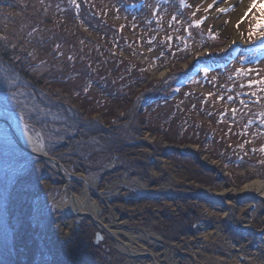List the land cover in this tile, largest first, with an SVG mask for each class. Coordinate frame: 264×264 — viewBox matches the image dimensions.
Wrapping results in <instances>:
<instances>
[{
    "label": "rangeland",
    "instance_id": "rangeland-1",
    "mask_svg": "<svg viewBox=\"0 0 264 264\" xmlns=\"http://www.w3.org/2000/svg\"><path fill=\"white\" fill-rule=\"evenodd\" d=\"M56 1L0 0L10 42L30 52L12 65L0 54V106L22 143L62 161L83 205L162 264H264V198L241 191L249 180H264V46L249 56L237 49L224 66L208 63L260 40L248 38L260 14L249 11L253 0H65L59 24L43 34L42 20L31 42L29 9L52 12ZM60 20L114 52L97 60V46L87 41L73 51L65 42L50 44ZM198 59L207 64L186 84L180 80L175 93L137 107L141 92L178 80ZM64 91L66 102L49 106L55 103L47 93ZM206 129L214 135L201 145ZM10 134L0 124V260L148 263L126 257L106 232L95 242L98 227L89 223L87 235L82 217L68 220L54 206L64 185L56 166ZM191 144L199 161L175 148ZM189 209L198 216L189 217Z\"/></svg>",
    "mask_w": 264,
    "mask_h": 264
},
{
    "label": "trees",
    "instance_id": "trees-1",
    "mask_svg": "<svg viewBox=\"0 0 264 264\" xmlns=\"http://www.w3.org/2000/svg\"><path fill=\"white\" fill-rule=\"evenodd\" d=\"M64 1L65 0H57L56 1V5H57L56 6V9H53L52 12H49L50 10L48 9V7H44L42 9L43 12H41V14H39L40 12L37 13L38 10L37 9H34L35 7L34 8L31 7V9H29V10H31L29 12H31L30 13V19H32V23H31L30 28H29L30 31H28L30 33L29 34L30 37L28 38V40L31 39V42L37 40V39H34L33 38V34H36V31L39 32V29L42 28V26H41L42 23H40L42 20H44V25L47 24L46 27H44L45 30H44L43 34H47V31H49V29H51L53 27V25H55L57 23L59 24V21H58V17H59L58 16V10H59L60 7H61V9L63 7H65L66 4L64 5ZM74 13H77V12H74ZM0 14H5L4 16L2 15L3 17H5L8 14V12L6 11V9H4L2 7V5H0ZM39 17H40V19H39ZM26 19L29 20L28 17ZM60 21H61L62 28L60 27V29L55 30V32L49 33L50 36H48V39L51 41L50 44H53V43H59L60 44V42H65L68 45L69 51H73L74 49L78 48L79 43L81 44L82 49L85 50L86 49L85 48V41H87L89 44L93 45L94 47L97 46L96 47V50L99 53V55L97 57V60H100L101 59V55L104 54L105 52H107V53H110V52L113 53L114 52V47L115 46H113L112 44L109 43V45H106L103 42H99V41L95 40V38L88 37L85 33H81L83 31H79L77 28L76 29L78 31L77 30H73V29H68V27H67L68 24H65L63 22V20H60ZM5 22H7V21H3V22L0 23L1 24L0 28L2 30V36L3 37H6L4 39H0V54L1 53L5 54L6 57H7V60L8 61H10V60L12 61L11 62V65L12 64H17V63H14V61L17 59L16 57H25V55L26 54L28 55V53H30V52H28L26 50V47L25 48L24 47H19V46H21L20 43H19V45H15L14 43L12 44V42H10V39L11 38H9V35H8V33H9L8 30L10 28H8L7 26H5ZM29 22H31V21L29 20ZM51 36H57V37H56L55 40H53V39L51 40V38H52ZM25 38H26V35H24V37L22 38V40L23 41L26 40ZM31 42H30V44H31ZM10 44L12 46L14 45L15 48H11L10 47ZM24 45H26V44H24ZM262 45L264 46V40H261V39L260 40H255V41L254 40L251 41L249 44L245 45L246 47L245 46L240 47V46L236 45V46H233L228 53H224V55L222 57L217 58V59L215 58V59H213L211 61H208V63L209 64H214L216 66H224L228 62V60H229L228 57L230 55L231 56H234L236 54V52H237V49H238V52H240V54H241V51H244L243 52L244 55L241 54V56H245V55H248L249 56V54H252L253 55V53L256 51V49L259 46H262ZM32 47H33V45H30L29 48L30 49H33ZM90 50H92V48H89L88 51H90ZM102 52H104V53H102ZM238 52H237V54H238ZM87 56L90 57L89 54H87ZM110 59L111 58H109V59L106 58L105 61L107 63H109V62H112L113 61L112 59H114V58L111 59L112 61H110ZM253 59H255V57L251 56V57H247V59H245V60H253ZM0 60H2V59H0ZM203 62H204V60L198 59L194 64H192L189 67V69L187 71H185L178 78V80H176L174 78L173 79L170 78L169 79L170 80L169 82H166L165 81V83H163L164 82L163 81L158 86H157L156 83H154L153 86L151 85L152 87L150 88L149 92H147V93H142L141 92L140 97H137V99L135 101L136 105H139L137 107L139 108L141 106V108H142L146 104H149V102H152L154 100L161 99V98H166V97L170 96L171 94L175 93L178 90L177 83L180 82V80H181L182 81L181 83L186 84L192 77L195 76L196 72H198L197 71L198 69L200 70V68H202L203 66H205V64H207V61L204 62L205 64ZM35 83H36V85L40 86L41 81L38 82V80H36ZM44 88H45V86H44ZM46 89L49 91V88H46ZM56 93H58V92H52L50 94L47 93L48 94L47 97L53 103H55V104H49V106L51 105V106L54 107V106L57 105V103L59 101H61L60 100L61 98L62 99L63 98H66L64 96V95H66L65 94V91L62 92V93L59 92L58 94H56ZM138 100H140L141 102L138 101ZM67 101H68V99H67ZM193 107H194V105H193ZM82 112H84V111L82 110ZM106 119L110 120V117H106ZM116 121H118V120H116ZM94 123H96V122H89L90 125H94ZM125 123L130 124V121L127 119V122H125ZM139 126L140 125L138 124L137 121L131 123V128H134L135 130H138ZM213 135L214 134H213V132L211 130H207L206 129V131H205V139H204L203 142L201 141V145L202 144H205V141L208 142L209 140H211V138L213 137ZM60 142H61L60 139H58L57 140V145H59ZM236 144L239 145V146H241V143H239V142H236ZM49 152L51 153V152H53V150L49 149ZM1 184H3V183H1ZM193 206H194V208H196V205H193ZM187 215H189V217L190 216L197 217L198 216V213H196V210L195 209H194V211L193 210L191 211L189 209V214L187 213ZM190 224H192V223H190ZM54 258L55 257H53V255H51L50 256V261L51 260H54ZM64 258H65V256H64ZM0 264H10V263L0 260Z\"/></svg>",
    "mask_w": 264,
    "mask_h": 264
},
{
    "label": "bare ground",
    "instance_id": "bare-ground-1",
    "mask_svg": "<svg viewBox=\"0 0 264 264\" xmlns=\"http://www.w3.org/2000/svg\"><path fill=\"white\" fill-rule=\"evenodd\" d=\"M5 114L6 113L3 112V110L2 111L0 110V119L6 118ZM8 119L12 125V122H11L9 116H8ZM15 134L20 139V136L16 131H15ZM10 135H11L12 139H14V141H16L15 137L12 134H10ZM151 136H153V135H151ZM153 138H154V136L150 137L151 140ZM192 146H194V145L191 144V146H187V148H185V149L188 153H190V155L192 156L193 159L199 161L201 158L195 153V150L197 147L196 146L192 147ZM60 162L64 166V163L62 161H60ZM201 162L204 164V162L202 160H201ZM56 168L58 170L60 177L64 181V185H63L62 194L60 195V197L57 200L54 201V206H56L58 209L65 212L66 218H68V220H74L75 217L76 218L82 217L84 219V221H86L85 223L87 225V228H86L87 235H88L89 223L92 224L91 226L98 227V229L95 228V230L93 232L94 236H95V242H96V236L98 233H101L102 239H103V237H104L103 232H106L114 240V242L118 245L120 252H122L128 258L138 259V261H140V262H143L144 260H146L148 262L147 264H162L160 261L157 260L156 256L154 255V253L149 248H147L145 246H141L138 243L136 245H132L129 241L122 239L115 230L108 227L105 222H103L102 220H100L97 217L95 211L92 208L85 207L83 205V202H84L83 198L80 197L79 195L75 194V189H73L71 186L72 179H73V177H76V176L74 174H72L66 167H65L66 170L63 169L61 171L58 169L57 166H56ZM67 170H68V172H67ZM68 183H69V185H68ZM241 191H247L250 193L255 192L257 194L258 198H264V180H262L260 178L249 180L248 182H246L243 185V188ZM111 232L114 233L117 236V238L122 240L123 242H121V241L117 240L115 237H113ZM102 239H100L99 241H101ZM236 250H238V249L236 248ZM237 252L239 253V251H237Z\"/></svg>",
    "mask_w": 264,
    "mask_h": 264
},
{
    "label": "snow or ice",
    "instance_id": "snow-or-ice-1",
    "mask_svg": "<svg viewBox=\"0 0 264 264\" xmlns=\"http://www.w3.org/2000/svg\"><path fill=\"white\" fill-rule=\"evenodd\" d=\"M218 2H223V0H218ZM188 6L189 5H187L185 3V7H188ZM209 7L211 8L212 5H210ZM251 9H259L260 10V14H259V16L253 17L254 23L249 26L248 38L251 40L254 36L258 35L261 40H264V3H258L257 0H253V2L251 4V8L249 9V11H251ZM218 10L221 13H225L226 14L229 11H234L235 8L234 7H231V8H220ZM243 22H244L243 18L240 21H238L237 22V28H239L240 24L243 23ZM202 23H203V20L197 21L196 22V26H199ZM4 38H6V37H0V39H4ZM213 38H215V37H213ZM202 71L205 74V76H207L209 70L207 68H204V69H202ZM240 71H241V73H244L243 69H241ZM248 71L250 72L252 70L249 69Z\"/></svg>",
    "mask_w": 264,
    "mask_h": 264
},
{
    "label": "water",
    "instance_id": "water-1",
    "mask_svg": "<svg viewBox=\"0 0 264 264\" xmlns=\"http://www.w3.org/2000/svg\"><path fill=\"white\" fill-rule=\"evenodd\" d=\"M0 110L2 111L3 110V112H5L6 114V118H3V119H0V124H3V125H5L6 126V128L10 131V133L15 137V139H16V141H17V143L22 147V148H24L26 151H28L29 153H31V154H33V155H37V156H39V157H42V158H45V159H47V160H49V161H51L52 163H54L57 167H58V169L61 171V170H66L65 169V167L63 166V164L56 158V157H53V156H50V155H48V154H46V153H42V152H39V151H35V150H33V149H31V148H28L27 146H25L23 143H22V141L18 138V136H16V134H15V130H14V128H13V126L11 125V123L9 122V119H8V113H7V111L3 108V107H1L0 106ZM180 153H187V151H186V149L184 148V147H175ZM174 148V149H175ZM67 172H68V170H67ZM68 185H69V183H68ZM111 234H112V236L113 237H115L117 240H119V241H121V242H123L122 240H120V239H118L117 238V236L114 234V233H112L111 232ZM100 239H102V235H101V233H98L97 234V236H96V242H98Z\"/></svg>",
    "mask_w": 264,
    "mask_h": 264
}]
</instances>
